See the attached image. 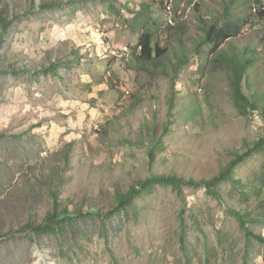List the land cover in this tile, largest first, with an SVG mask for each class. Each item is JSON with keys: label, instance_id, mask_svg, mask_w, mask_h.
Here are the masks:
<instances>
[{"label": "rangeland", "instance_id": "1", "mask_svg": "<svg viewBox=\"0 0 264 264\" xmlns=\"http://www.w3.org/2000/svg\"><path fill=\"white\" fill-rule=\"evenodd\" d=\"M120 1L0 0V264H264V244L233 215L260 218L247 225L264 236V180L255 179L264 177V152L234 167L217 195L186 183L180 196L159 183L125 216L108 214L116 191L161 175L208 180L264 134L260 109L243 114L234 93L235 69L254 57L243 91L264 107L257 0L213 1V13L245 18L217 51L200 42L217 16L199 22V0L178 1L174 27L152 0ZM148 33L164 55L141 57L136 45ZM156 127L166 148L151 165ZM54 191L60 212L84 218L33 230L54 212Z\"/></svg>", "mask_w": 264, "mask_h": 264}, {"label": "trees", "instance_id": "2", "mask_svg": "<svg viewBox=\"0 0 264 264\" xmlns=\"http://www.w3.org/2000/svg\"><path fill=\"white\" fill-rule=\"evenodd\" d=\"M82 1V0H80ZM84 1V0H83ZM158 7V10H161L160 6L162 7V3H155ZM257 6L261 7V2L260 0L256 1ZM259 7V8H260ZM150 7L146 8L147 10H149ZM210 14H215L217 17H214L213 19H211L210 21H208V23L206 22L205 18H199V22L203 23L206 22L207 25H205L204 28V35L203 38L200 39L201 43H205V44H210L212 45V48L217 51L218 49H220V47L222 46V44L227 41L228 39H231L232 37H235L237 35H239L241 33V28L243 25V22L245 20V18L243 17H237V20L239 18L240 20V24L241 25H235L232 22H227L224 23V25H221L226 18L230 19V21H237V20H232L231 17H227L228 12L224 11V13L222 15H219V13H213L211 12ZM257 20H262L264 19V10H259L258 13L256 14ZM208 20V19H207ZM247 22V21H246ZM221 23V24H220ZM248 23V22H247ZM262 39V37H261ZM153 36L150 35V33L148 34H143L141 35V37L139 38V43L136 45V48H138V46L141 45L142 47V55L141 57L143 59H152L153 58V54L156 52V56H161L164 55L167 51L166 47L160 48L159 44H153ZM200 43V44H201ZM196 45V49H199V45ZM258 52V51H257ZM135 55V54H134ZM224 56H226V53H223ZM254 60V61H253ZM218 61L220 62V59H218ZM256 61V58H247L246 63L243 64L242 66L238 67L235 69V76H234V88H235V97H236V102L237 104L240 106L241 108V112L243 114L246 113H251V111H254L256 109H260V114L262 116V118L264 119V107H260L257 102L254 100H251L243 91V79L246 73V68L250 63H254ZM187 63V59H183V62L179 65L180 66H184ZM234 97V98H235ZM155 133L150 132L148 136H150L149 138V143L151 145L150 149H149V159H150V163L151 165H153V163H155L156 161V156L157 153L160 150H164L166 148L165 142H164V137L163 135H161L160 137L158 136L157 133V127L155 128ZM149 131H151V128H149ZM169 131V127L166 126L165 127V132ZM264 152V134L261 135L259 138H257L252 145H248L245 146L243 149L241 150H234L233 154H232V159L229 160L228 164L226 165V168L224 170H222L217 176L210 178L208 180H199V181H195V180H186L185 178H181V177H177V176H170V175H161V176H157V177H153L152 179H148L144 182H142L139 187L138 185L135 186L134 188H132L129 192L127 193H123L121 191H116L115 193V202H117L116 207L114 208V210H112L111 212H109L108 214L111 215L112 218L116 217L119 218L122 214L123 216H125V212L127 210V208H129L132 203L133 200L139 195L142 194V192L148 191L151 188H153L154 186H156L159 183H164V184H171L173 185L176 190L179 192L180 196L182 195V193L184 192L183 190V186L184 184L188 183V184H192V185H197V184H201L204 187H206V189L208 190V193L212 194V195H217L216 190H217V185L219 184V182H221L222 180H228V178L230 177L231 171L234 169V167H236L238 164L246 161L247 159L253 158V155L258 153L261 154ZM264 172V170H263ZM260 180H264L263 176H256L255 179H259ZM237 181V183H239V180H235ZM264 183V182H263ZM243 187H247V185H243ZM257 187H255V192L257 193ZM55 192V191H54ZM242 195L245 197L246 194L243 192ZM52 197H53V205H54V209L52 212V214H48L47 218L45 219L44 223L36 226V225H32V229L36 230V231H53L54 227L56 225V222L60 219V218H67V219H72L74 217H79V218H84L83 217V213L80 211L75 212V214H69L67 215L66 212H60V203H59V198H58V193H52ZM94 213L99 212V211H92ZM102 213L99 212V215H101ZM233 215L236 217L239 226L241 227V229L243 230L244 234L246 237H253L254 239H256L258 242L264 244V236H262L261 234H255L251 231V229L249 228V226L247 225V221L250 219L252 220H261L260 218H250L249 215L246 216L243 215L242 213L238 212V211H234ZM262 217H264V213H262ZM261 217V218H262ZM264 220V219H262ZM254 222V221H252ZM184 223H182V228H181V240L183 241L184 237H185V230H184Z\"/></svg>", "mask_w": 264, "mask_h": 264}, {"label": "crops", "instance_id": "3", "mask_svg": "<svg viewBox=\"0 0 264 264\" xmlns=\"http://www.w3.org/2000/svg\"><path fill=\"white\" fill-rule=\"evenodd\" d=\"M118 1L119 2H122L120 0H118ZM178 1L179 0H177V3H178ZM195 1H197V0H195ZM199 1L201 2V7H200V10L201 11H200L199 14L202 15L203 18H208L207 14H209L211 12H214V11L215 12H219V5H220V3L217 2L216 4H212L214 0H199ZM137 2H138V4H142V5L145 4L144 3L145 2L144 0H137ZM206 4H210L211 6H207ZM70 73H71L70 75L73 77V80H72L73 83L70 84V86L73 89V90H71L72 97H73V100H78L79 99V95L76 93V91L77 90L79 91V89L81 90V86L80 85H75L76 83H75V77L74 76L77 77V75L75 73H73V69L70 71ZM81 82H83V84H86V85L92 84V81L91 82L90 81H87V82L81 81ZM68 105L71 106L72 108L75 107V103L73 105H71V103H69Z\"/></svg>", "mask_w": 264, "mask_h": 264}, {"label": "clouds", "instance_id": "4", "mask_svg": "<svg viewBox=\"0 0 264 264\" xmlns=\"http://www.w3.org/2000/svg\"><path fill=\"white\" fill-rule=\"evenodd\" d=\"M117 2H119L118 0H116ZM152 2H154V3H159L160 4V2H158V1H156V0H152ZM260 2H261V7L259 8L257 5H256V3L254 2V4H255V6H254V8H253V12H254V14L256 15L257 14V12L259 11V10H264V1L263 0H260ZM120 3H122V2H120ZM114 4V3H113ZM177 0H172V15H173V23L171 24V23H169V19L167 18V11H166V8H165V6H164V4L162 3V7L160 6V8H161V10H158L159 11V13L162 15V17H163V23L166 25V26H169V27H174V26H176V24H177V22H178V16H177ZM194 4V3H193ZM127 48V49H126ZM138 48L139 49H141L142 50V47H141V45L140 46H138ZM125 49L126 50H128L129 49V47L128 46H125Z\"/></svg>", "mask_w": 264, "mask_h": 264}, {"label": "built area", "instance_id": "5", "mask_svg": "<svg viewBox=\"0 0 264 264\" xmlns=\"http://www.w3.org/2000/svg\"><path fill=\"white\" fill-rule=\"evenodd\" d=\"M160 3H163L166 11H167V18L169 19V23H173V15H172V0H156ZM127 49V48H126Z\"/></svg>", "mask_w": 264, "mask_h": 264}]
</instances>
